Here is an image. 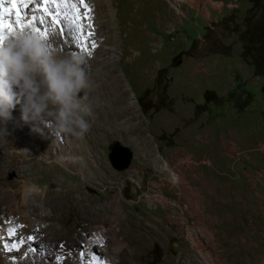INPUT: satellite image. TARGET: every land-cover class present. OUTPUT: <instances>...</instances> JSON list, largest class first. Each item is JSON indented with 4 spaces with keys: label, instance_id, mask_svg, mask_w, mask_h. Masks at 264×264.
<instances>
[{
    "label": "rangeland",
    "instance_id": "1",
    "mask_svg": "<svg viewBox=\"0 0 264 264\" xmlns=\"http://www.w3.org/2000/svg\"><path fill=\"white\" fill-rule=\"evenodd\" d=\"M92 1L90 17L97 24L91 23L108 46L106 56L115 59L105 73L89 74L95 119L88 135L75 141L90 153V165L80 160L83 174L38 156L41 138L58 137L34 132L29 124L35 152L30 159L6 158L10 162L0 173V197L9 189L19 192L6 225L18 240L27 238L30 219L18 189L25 179L48 189L51 202L59 204L57 216L65 218L35 234L53 247L93 226L89 215L79 214L85 196L87 206L95 204V214L104 213L101 198L109 207L105 213L139 220L120 236L132 254L123 264H264V0ZM39 2L33 3L36 9ZM38 11L34 14L41 15ZM49 19L55 33L48 39L60 50L61 43L72 41L74 29L65 23L62 36L60 25ZM161 70L166 84L153 101L149 93ZM123 99L128 111L119 115ZM117 141L133 152L126 169H116L110 160ZM58 145L46 155H56ZM3 146L12 151L7 140ZM165 164L169 171L161 169ZM59 193L67 196L55 198ZM41 197L45 202V193ZM41 209L45 213L50 206ZM36 252V244L24 245L0 254V264L6 255L14 264H36Z\"/></svg>",
    "mask_w": 264,
    "mask_h": 264
},
{
    "label": "bare ground",
    "instance_id": "2",
    "mask_svg": "<svg viewBox=\"0 0 264 264\" xmlns=\"http://www.w3.org/2000/svg\"><path fill=\"white\" fill-rule=\"evenodd\" d=\"M86 2L89 4V7L91 9L90 11V16H91L95 2L92 0H86ZM8 4L9 2L5 1L4 6L5 5L8 6ZM21 9L25 13H27L26 11L30 10L28 11V13L31 14L32 13L34 14L36 10L38 11V9L34 7L33 3H29L28 8L21 7ZM80 10L81 13H83L84 9L82 6H80ZM38 13H40L41 15H45L43 12L40 11H38ZM93 13L95 14V12ZM31 14H28L26 18H29ZM49 22L50 19L48 21V17H46V25L42 27H49V32L55 33L53 31L55 28H53L51 26V22L50 23ZM83 24L84 27H86L89 24V21L87 19H84ZM92 24L93 23H91L90 25ZM92 26L91 27L88 26L89 30L95 33L94 36H92L89 39V44H91V42L94 40L97 43V47L95 49L89 48V50L92 52L91 56L81 51L80 48L72 41L70 42L68 41L67 43L64 42L65 44L63 43V45L61 43L60 51L68 52L69 54L79 53L81 55H85L88 61L86 67L89 74H94V72L105 73L107 69L106 68L107 65L110 64L112 61H114L115 54H110L106 56L105 51L106 49H108V46L104 43L105 41L102 39V37H99L98 34H96V31L94 30L96 26L95 27L93 26V29ZM26 28L29 29L28 27ZM89 30L86 27V32L84 34L87 35V32H89ZM53 36H56V34ZM55 38L56 37H54V39ZM130 103H131L130 107H133L136 101L132 100ZM19 106L20 105H17L16 108L13 110L14 119L4 123L5 124L4 127H0V144L1 142L4 143L7 140L12 146V151H10L9 148L5 146L0 147V173L3 171V166L8 162H10L6 158L9 159L10 157H14L15 155L25 154V158L30 159L31 157L30 155L33 154V152H35V149L29 146L30 142L28 141V139H31V136L28 135L27 133L28 132L30 133V127L28 126L29 124H23L25 122L20 119L21 108H19ZM125 107L127 106L123 99L121 110L118 111L117 113L119 115H123L125 111H128V109H126ZM131 128H133V124H131ZM10 130H13L14 133L18 132L19 136L14 135L13 132H10ZM2 132H5L3 136L1 135ZM87 135L88 133L85 136ZM11 136L12 137L15 136L16 140L10 141ZM33 136H34L33 139H35L36 134H34ZM60 138H62V136H59L57 139H50L49 141H44L42 140L43 138H41V140H39L37 144L38 145L37 147L40 149L38 150L36 149V153L38 154V156L45 159L53 158L50 160H53L55 162H60L63 166L67 168L74 167L75 169L81 171L83 174L86 173L87 170L84 164L80 162V160L88 161V157L90 153L86 151L83 145L75 141L74 137L72 138L71 136L69 142L62 141ZM58 141L60 145L56 146L57 148L56 155L52 154L51 156L48 157V155L46 154L52 152L53 147L56 145V142ZM64 142L69 143V145H64ZM263 148H264V144H263ZM62 155L68 156V159L66 158L62 159L63 158L61 157ZM88 164L90 165L89 161ZM161 169L169 171V168L166 164L163 165ZM27 181H25L24 179L20 188H18L21 191V194L23 195L22 203L26 208L24 215L30 219V224L27 230L24 231V234L26 236L33 235L36 237L35 234L37 232L43 234L47 233L51 230L53 225L57 223L62 224L63 222H65V218L63 215H61L60 217L57 216V210L59 204L56 203L57 204L56 205L53 202H51V200L54 198L52 194H50L48 189H41L39 186H35L32 183H31L32 185H29ZM49 185L52 186L53 182H50ZM18 193L19 192L17 189L15 190L9 189V194L0 197V202H1L0 203L1 206L0 207V254H2L3 252L9 253V255L12 254L13 250H6L4 245L11 244L18 240L17 234L14 236L10 235L12 230L9 228V226L6 225V222H8L9 219L10 221H12L13 219L11 207L16 203ZM43 193H45L46 195L45 202H43L44 199L41 197ZM66 196L67 195L65 193L64 194L59 193L55 198H64ZM85 200H86L85 196L79 199V201L81 202V204H79L80 202L78 203L79 214L82 215L84 218H86L85 217L86 215H89V217L86 219L90 220L93 226L83 229L82 232L78 236L74 237V239L71 242H67V241L57 242L56 247H53L51 240L47 241L45 239L42 240L36 238L35 240L26 243L27 247H30L31 245L33 246L34 244L37 245V252L33 254L34 256L33 260L36 262V264H64L63 261L55 260V257L57 255L67 257V264H92V258L94 256L97 257L98 260L110 262V264H123V262L126 259H129L131 257L132 254L130 253V251L127 250L126 248L124 249V245H126L127 241L124 238L121 239L120 236L121 234L127 235L128 233L127 225H129L128 223L130 222L136 223L139 222V220L135 216L131 218V215L130 216L126 215L124 219L120 220V218L116 214L109 215L105 213V210L108 209L109 207L108 204L105 203L102 204L101 198L98 203L101 207L100 211L104 213L95 214V209H94L95 204L90 203L87 206L84 203ZM38 201H42L43 204L42 205L38 204L37 203ZM47 205L48 207L50 206V209L48 210V212L45 211V213H43L41 207ZM66 233L63 232V235H65ZM3 235H7V237L4 238ZM61 243H64L65 247L63 248L59 247ZM69 253H71V255H69ZM81 253H84V255L81 256ZM7 256L8 255H6L4 259V263L14 264L12 259L11 260L9 259L8 261ZM48 258H51V261L48 260Z\"/></svg>",
    "mask_w": 264,
    "mask_h": 264
},
{
    "label": "clouds",
    "instance_id": "3",
    "mask_svg": "<svg viewBox=\"0 0 264 264\" xmlns=\"http://www.w3.org/2000/svg\"><path fill=\"white\" fill-rule=\"evenodd\" d=\"M87 64L85 55L61 52L27 28L7 33L0 42V121L13 120L20 105L32 131L83 139L95 118Z\"/></svg>",
    "mask_w": 264,
    "mask_h": 264
},
{
    "label": "snow or ice",
    "instance_id": "4",
    "mask_svg": "<svg viewBox=\"0 0 264 264\" xmlns=\"http://www.w3.org/2000/svg\"><path fill=\"white\" fill-rule=\"evenodd\" d=\"M9 2L11 7H4V0H0V42L6 38V33L15 30L11 19L13 16L15 18V25L19 26L21 30L24 25L27 24L30 31L39 33L42 38L48 39L49 27L42 26L46 25V17H50L53 24L60 25V33L62 36L66 35L65 23L68 28L74 29L72 42L87 55H92L89 48L95 49L97 47V43L94 40L89 44V39L94 33L89 30L87 35H85L83 31L84 19L89 21V25L91 24V9L86 0H78V3L77 0H40L37 7L42 10L45 15L33 14L28 20L24 19V17L27 16V13H23L21 7L28 8L29 3H36V0H9ZM80 6L84 9L83 13H81ZM6 17H9V19L6 20ZM18 227L22 228L24 225H19ZM10 235H16L15 229L12 230ZM35 239V236L28 235L26 239L21 237L16 242L5 244L4 247L6 250L19 251L28 241H33ZM59 247H65L64 243H61ZM32 250L34 251L35 249ZM25 255H27V253H25ZM69 255H71V253H69ZM83 255L84 253H81V256ZM55 260L63 261L64 264H67V257L64 256L57 255ZM92 264H110V262L98 260V258L94 256L92 258Z\"/></svg>",
    "mask_w": 264,
    "mask_h": 264
},
{
    "label": "water",
    "instance_id": "5",
    "mask_svg": "<svg viewBox=\"0 0 264 264\" xmlns=\"http://www.w3.org/2000/svg\"><path fill=\"white\" fill-rule=\"evenodd\" d=\"M159 90L154 91L152 96L157 95ZM151 96V97H152ZM133 158L131 149L120 142L113 143L111 147L110 160L116 169H126L130 166Z\"/></svg>",
    "mask_w": 264,
    "mask_h": 264
},
{
    "label": "flooded vegetation",
    "instance_id": "6",
    "mask_svg": "<svg viewBox=\"0 0 264 264\" xmlns=\"http://www.w3.org/2000/svg\"><path fill=\"white\" fill-rule=\"evenodd\" d=\"M164 71L161 70V72H159L158 76L156 77L155 79V87L154 89L149 93V97L151 98V100L153 101H156L157 98L160 97V95L162 94L163 92V88L165 87V84H166V78L164 76ZM156 90H159L157 95L155 94V96H152L153 92L156 91ZM152 96V97H151Z\"/></svg>",
    "mask_w": 264,
    "mask_h": 264
}]
</instances>
